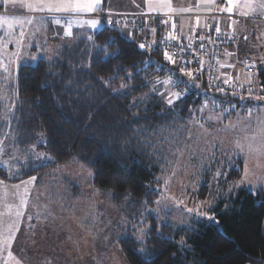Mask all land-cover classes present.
Returning <instances> with one entry per match:
<instances>
[{"label":"trees","instance_id":"trees-1","mask_svg":"<svg viewBox=\"0 0 264 264\" xmlns=\"http://www.w3.org/2000/svg\"><path fill=\"white\" fill-rule=\"evenodd\" d=\"M99 13L94 18L105 24L101 29L75 30L51 57L20 65L13 84L0 91L1 146L18 151L23 159L10 177L1 168L0 180L20 184L45 169L78 161L90 167L93 186L126 218L133 221L139 214L132 225L147 229L140 245L132 235L134 227H118L117 243L128 264H264V190L230 193L225 184L224 197L208 211L213 217L198 216L190 227L153 218L159 177L171 168L166 146L199 101L194 93H181L173 106L156 93L146 97L151 82L167 80L164 55L156 47L142 49L140 32L110 28L95 17ZM63 16L71 22L69 15ZM235 17L233 13L221 23L225 33L238 39L237 48L242 47L241 68L255 51L253 46L247 52L253 44L245 33L240 35L239 22L225 29L224 23ZM207 20L205 16V30ZM262 50L257 57L263 65H257L254 79L261 85ZM211 110L229 116L242 112ZM242 167L240 162L239 170L229 173L230 181L242 177Z\"/></svg>","mask_w":264,"mask_h":264},{"label":"rangeland","instance_id":"rangeland-1","mask_svg":"<svg viewBox=\"0 0 264 264\" xmlns=\"http://www.w3.org/2000/svg\"><path fill=\"white\" fill-rule=\"evenodd\" d=\"M174 1L183 4L184 0ZM200 1L206 3L211 0ZM258 1L260 0H239L237 4L230 5L231 12L242 20L239 23L243 29L242 32L239 31L240 35L245 33L253 44L247 47V52H251V47L254 46L255 54L251 55V59L256 65L262 64L257 55L262 49L264 54V31L257 34L254 31V36H251L252 25L245 21L260 14L257 12L258 8L256 10ZM30 2L32 0H0V17L23 21L12 27L8 23L0 25V77L6 79L7 85L0 80V91L12 84L18 66L35 64L39 59L51 57L61 44L62 37L66 36L69 26L63 28L64 33L55 35L57 38L54 43L40 29H35L40 36L34 38V28L29 27L31 24L48 19L55 23L53 17L73 13L30 10L27 6ZM262 2L264 1H260ZM87 18L86 21L95 20L89 16ZM174 19L175 16L171 18V22ZM98 22L95 29L92 27L93 30L105 25ZM231 22L236 27L237 17ZM68 25L72 28V21ZM188 26L186 21L181 25L186 29ZM73 33L72 31L71 34ZM255 36L256 42L253 38ZM12 48L14 51H11ZM235 75L236 77L230 76L225 80L248 84L255 79V76L239 66H236ZM164 81L160 79L151 82L144 95L148 97L156 93L165 99L167 105L168 98H172L174 102L169 106H173L177 102L173 96L176 91L172 85H165ZM2 118L0 113V121ZM262 120L264 101L258 100L253 104L251 115L248 111L232 116L214 112L199 101V105L195 106L174 134V141H169L166 146L167 151H170L168 158L171 168L159 177L160 198L150 209L153 218L167 225L190 227L199 219L198 216H210L208 211L218 199L224 197L225 184L230 193L242 188L254 193L264 190V156L256 151H248L249 145L254 149L260 147L257 133ZM161 137L164 138L163 133ZM237 141L243 145V153L236 149ZM168 146H171L169 150ZM40 156L42 155L39 154ZM21 158L18 151L4 148L0 143V169L4 170L6 176L10 177L14 173L17 165L23 161ZM240 162L243 164L242 177L230 181L229 173L237 172ZM245 166L248 169L246 178ZM33 177L35 180H32ZM92 179L93 172L88 165L73 161L45 169L20 184L0 180V232L6 233L8 225L14 222L18 226L21 217L17 220L15 213H23L26 208L24 225L11 244L15 243L14 249L0 246V264H4L9 258V251L23 264H128L117 243L116 238L120 233L118 227H134L132 235L140 245L144 244L147 229L145 226L132 225L139 214L133 216V221L126 218L122 209L113 205L93 186ZM21 201H26V204ZM189 209L192 211H188Z\"/></svg>","mask_w":264,"mask_h":264},{"label":"built area","instance_id":"built-area-1","mask_svg":"<svg viewBox=\"0 0 264 264\" xmlns=\"http://www.w3.org/2000/svg\"><path fill=\"white\" fill-rule=\"evenodd\" d=\"M228 7L226 0H218L216 7L207 14L203 38L191 42H181L168 36L173 14L99 13L95 17L105 19L110 28L118 31L140 32L142 37H139L138 43L145 45L142 49L158 48L167 63L163 65L166 79L173 81L176 92L194 93L197 100L213 110L248 112L256 101L264 98V86L255 81L242 84L227 80L223 83L218 78L221 54L229 47H237L235 36L225 33L221 23L222 19L233 15L224 10ZM54 20L62 22L64 28L70 24L67 18L60 15ZM165 52L171 60L165 58ZM243 70L256 76L259 69L253 61H247Z\"/></svg>","mask_w":264,"mask_h":264},{"label":"crops","instance_id":"crops-1","mask_svg":"<svg viewBox=\"0 0 264 264\" xmlns=\"http://www.w3.org/2000/svg\"><path fill=\"white\" fill-rule=\"evenodd\" d=\"M260 1H264V0H260ZM260 1H258L256 5L257 6L256 10L258 8L257 12H260V14L253 15L251 18L246 19V21L251 20L252 22L248 23L245 21L246 24L252 25V29L256 31V33H262L264 31L263 30L264 8L260 7V5L264 2L260 3ZM215 2L216 0H211L206 3H202L200 0H195L193 3L189 5H183L185 6L183 7L182 4H179V3L177 4V2H175L174 0H124V2L122 0H100V4L92 12H80L82 14L80 13L75 14V12H72L73 14H63V15L71 16L70 17V21H72L71 29L74 32L75 30L88 31L89 29H92V27L87 23L85 19L88 16L91 19H95L94 15L99 12H104L109 15H112V14H144V13L164 15V14L171 13L173 14V16H175V19L173 20V22H171V27H170L171 36L170 37L175 38L178 41L184 40V41L191 42V41H194L196 38H199V39L203 38L205 34L204 19H205V16H207V14L213 9ZM237 19L239 23L240 21H242L240 20V18H238V16H237ZM95 20L98 21L97 19ZM244 20L245 18L243 19V21ZM184 21L189 23V26L187 27V29L185 27L184 28L181 27ZM228 26H233V28H236L234 23H232L230 20L224 23L225 29H228L229 28ZM29 27L34 28L32 29V31L35 33L33 34L34 38H38L37 35L40 36V34L36 32L35 29H40L44 32V35H46L47 37L50 36L49 39H51L50 40L51 43H54V39L57 38L55 36L56 34L57 36H59L60 34H62V32L64 33L65 31L63 27L61 26V24L52 23L50 19L36 21L34 24H31ZM197 27H199L198 30H197ZM65 35H66V32H65ZM70 36L72 37V34L63 36L62 40L65 38H69ZM41 40L42 39H40V41ZM11 51H14V49L12 48ZM240 53H241V50L239 49V52H238V48H228L225 50V52L223 51L222 59H221L222 67L220 69L222 71H218V76L223 82L226 81L225 79H227L230 76L236 77L235 67L238 64L237 62H239ZM15 76H16V73H15ZM0 80H1V83L5 84L6 82L5 78H2L1 76ZM14 81H15V78L13 82ZM237 83H240V82H237ZM3 90L5 91V88ZM23 213L24 214L21 216V219L18 225L19 231L15 233V238L19 235L22 229V226L24 225L23 221L25 220L26 208H24ZM263 232H264V223H263ZM14 246H15V243L10 247L11 250L14 249ZM15 258L16 259L14 260L10 258L6 259L4 264H16V261H19L20 264H23L21 260H19L16 256Z\"/></svg>","mask_w":264,"mask_h":264},{"label":"snow or ice","instance_id":"snow-or-ice-1","mask_svg":"<svg viewBox=\"0 0 264 264\" xmlns=\"http://www.w3.org/2000/svg\"><path fill=\"white\" fill-rule=\"evenodd\" d=\"M238 2L239 0H228L229 5H235ZM99 4H100V0H32V2L28 3L27 6L30 10H45L46 9L47 11H50V12L51 11H57V12L64 11V12L80 13V12H92L97 8ZM260 7L264 8V3H262ZM224 10L231 12L232 8L228 7ZM4 23H8L9 27H12L13 24L23 23V21L17 18L8 19L5 17H0V25ZM55 23L59 24V20H55ZM87 23L95 29L99 22L96 20H89L87 21ZM66 35H71V25H69L68 29L66 30ZM89 39H91V37H89ZM140 47L144 48L145 45L141 44ZM102 51L104 52L105 55H108L107 47L103 48ZM165 58L168 60H171V56L167 52H165ZM32 59H36V57H32ZM189 75H191V73H189ZM163 83L165 85L175 86L173 84V81L170 78L168 80H165ZM173 96L175 97V99L178 100L180 99L181 93L180 92L173 93ZM167 102L169 105H172L174 101L172 98H168ZM249 115H251V110H249ZM260 125L261 126L259 127L258 133H257V135L260 138V147L258 149H254L251 145H249L248 151L249 152L256 151L259 153L260 156H264V120L260 121ZM235 147L236 149H239L241 153L244 152V147L239 141L236 142ZM247 174H248V169H247V166H245V178L247 177ZM217 175H220V173H217ZM32 180H35V177H33ZM21 203L26 204V201H21ZM188 211L191 212L192 209H189ZM15 215L18 220L19 217L23 215V213L21 211H17ZM18 231H19V228L15 222L13 224L8 225L6 233L0 232V246L10 248L12 242L15 240V233ZM8 256L10 259H15L11 251L8 252ZM16 264H20V262L16 261Z\"/></svg>","mask_w":264,"mask_h":264}]
</instances>
